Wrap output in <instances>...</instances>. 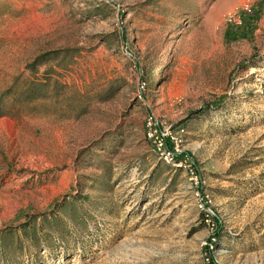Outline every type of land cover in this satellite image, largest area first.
I'll return each instance as SVG.
<instances>
[{
	"label": "rangeland",
	"instance_id": "1",
	"mask_svg": "<svg viewBox=\"0 0 264 264\" xmlns=\"http://www.w3.org/2000/svg\"><path fill=\"white\" fill-rule=\"evenodd\" d=\"M0 264H264V0H0Z\"/></svg>",
	"mask_w": 264,
	"mask_h": 264
},
{
	"label": "built area",
	"instance_id": "2",
	"mask_svg": "<svg viewBox=\"0 0 264 264\" xmlns=\"http://www.w3.org/2000/svg\"><path fill=\"white\" fill-rule=\"evenodd\" d=\"M251 8L246 6L244 12H251ZM146 135L149 141L151 142L154 150L161 157L166 160H173L175 153L172 152L169 148L168 133L162 131L161 121L158 119L154 111H149V114L146 118ZM187 159H185V162ZM176 166H184L189 176V181L191 187H193L196 195L197 202L200 203V206L203 210L208 211L207 202L208 195L205 194L201 187L203 181L199 177L198 171L191 163H184L183 160L174 163Z\"/></svg>",
	"mask_w": 264,
	"mask_h": 264
},
{
	"label": "trees",
	"instance_id": "3",
	"mask_svg": "<svg viewBox=\"0 0 264 264\" xmlns=\"http://www.w3.org/2000/svg\"><path fill=\"white\" fill-rule=\"evenodd\" d=\"M37 62H35V63H37ZM35 63H32V65H35ZM211 259H212V262L214 263V259L212 258V256H211Z\"/></svg>",
	"mask_w": 264,
	"mask_h": 264
}]
</instances>
